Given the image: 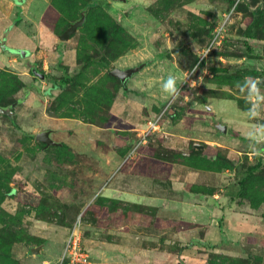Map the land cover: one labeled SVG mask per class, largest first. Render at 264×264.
<instances>
[{"label":"rangeland","instance_id":"obj_1","mask_svg":"<svg viewBox=\"0 0 264 264\" xmlns=\"http://www.w3.org/2000/svg\"><path fill=\"white\" fill-rule=\"evenodd\" d=\"M51 1L0 0V40L6 37L0 69L25 85L14 94L19 101L13 114L0 113V152L16 168V193L2 204L31 238L14 245L13 260L54 262L81 218L91 264H211L233 258L264 264V154L256 148L264 141V40H251L252 52L246 48L241 31L249 16L239 10L244 0H98L94 4L134 39L107 67L88 60L100 49L97 27L87 23L90 5L83 26L62 41L59 35L87 6L67 27H57L62 15ZM185 44L184 51L172 52ZM30 63L46 78L34 76ZM143 63L126 87L109 77L114 68ZM169 75L179 89L174 96L162 87ZM51 76L57 84L63 76L72 78V88L64 90L69 103L59 113L48 110L62 93ZM100 81L116 93L103 127L88 119L106 113L86 112L87 87ZM69 112L71 117L61 116ZM159 116V126L149 129ZM48 129L63 147L45 149L36 140L37 132ZM193 147L208 159L203 166L189 163ZM164 150L181 158L158 159ZM217 155L232 166L216 163ZM260 160L239 195L241 178ZM105 187L114 195L124 191L122 202H103L124 213L122 222L110 223L115 213L96 223L86 218ZM132 200L145 208L137 210ZM39 245L44 249L37 255L32 247Z\"/></svg>","mask_w":264,"mask_h":264},{"label":"trees","instance_id":"obj_2","mask_svg":"<svg viewBox=\"0 0 264 264\" xmlns=\"http://www.w3.org/2000/svg\"><path fill=\"white\" fill-rule=\"evenodd\" d=\"M17 3H22L24 0H15ZM163 1V0H162ZM80 5L76 0H52L51 4L54 8L59 10L62 15L57 22L58 26L67 27L71 21L77 18V12L82 10L87 5H90L88 10V20L87 23H94V28L97 27L96 33L99 32V46L100 49H97L96 55H92L88 58L91 62L98 61V63L107 67L110 60L117 59L126 53V51L133 46V37L132 35L122 26L115 18H113L109 13H107L102 7L95 5L94 2L98 0H79ZM244 10L249 16V21L246 23V26L242 29L241 34L246 39V48L249 52L253 51L251 40H264V0H250L248 3L247 0H244L239 7V10ZM89 27V25L87 26ZM12 53L19 55L20 53L14 50H11ZM109 58V59H108ZM109 77L112 80L119 81L118 78L114 77L109 73ZM49 81L53 82V87H57L62 90V93L59 94L54 101L49 105V112H60V110L69 103V99L66 97V92L64 90L72 88V78L71 77H61V83L57 84L55 77H49ZM123 85V84H122ZM69 86V88L67 87ZM71 86V87H70ZM25 85L16 77L15 73L8 72L6 69H0V108L6 110H13V105H15L19 99L14 97V94L23 89ZM65 92V93H64ZM87 96L90 97L87 103L86 112L88 114H98V112L106 113V116L99 118H90L88 121L99 126H105L110 121V109L113 103V100L116 96L114 90L109 88L106 82L100 81L97 84L87 87ZM9 108V109H8ZM3 114V113H1ZM7 114V113H6ZM61 114V113H60ZM53 115V114H52ZM64 117H71L72 114L65 113L61 114ZM34 137V135L32 136ZM59 145L51 146L52 148H61ZM257 152L259 154H264V141L256 143ZM153 149V148H152ZM158 159H168V156H171L173 159L178 157L181 158L180 153L174 152L171 150H164L163 155H157ZM216 163L222 164L224 167L232 166V161L227 157L219 156L214 157ZM189 163L199 164L203 166V161H208L204 156L203 150L200 148L193 147L191 149L190 157L188 158ZM263 164L260 160L257 164L251 166L248 170V174L242 177L240 180L241 191L239 195H243L247 189L248 180L253 175V172L256 171ZM16 174V168L11 164L8 157L0 152V264H18L17 261H14L13 256V247L16 243L21 242L22 240H30V237H27L23 233V229L17 225L18 217L9 213L3 206V201L8 197H13L16 193V187L12 184V178ZM112 201L115 203H120L123 200L114 197H108L105 195H100L97 198L96 204H90L85 211L86 218L91 219L92 222L96 223L99 218H109L115 213L114 219H110L111 224H115V219H119L122 222L121 217L122 213H117V207H109L106 209L103 202ZM134 208L141 209L145 208V204L138 202H131ZM142 204V205H141ZM254 204V202H253ZM98 206L101 208L99 209ZM120 209H127L124 206H120ZM128 211L130 208L128 207ZM38 210H43L39 207ZM135 210V211H137ZM148 210V209H147ZM141 213L146 214V210H141ZM151 214V211L149 215ZM120 215V218H119ZM119 223V222H118ZM42 240V239H35ZM10 260V261H9ZM211 264H253L251 259H223L221 262L213 261Z\"/></svg>","mask_w":264,"mask_h":264},{"label":"water","instance_id":"obj_3","mask_svg":"<svg viewBox=\"0 0 264 264\" xmlns=\"http://www.w3.org/2000/svg\"><path fill=\"white\" fill-rule=\"evenodd\" d=\"M113 1H119V2H127L128 0H113ZM89 6H87L85 9H83L81 11V17L80 19H78L77 21L71 23V25L63 32L59 35V38L62 41H67L70 39V37L76 33V31L79 29V27L83 26V24L85 23L86 20V12L88 10ZM189 45L185 44L183 45L181 48H173L172 52H182L184 51ZM19 52L21 55L25 56L26 55V51L25 50H21V51H17ZM29 67L31 68V71L33 73L34 76H38L41 79H45L46 74L43 72H40L36 66H33L32 63L28 64ZM144 67V63L135 67H128V68H114L111 71V74L114 77H117L119 79H121V81L123 82L124 87L127 86V81L128 79L137 71L141 70ZM14 107V105H13ZM0 113L3 114H8V115H12L13 114V110H6V109H2L0 108ZM218 128L225 132L227 127L226 125L220 123L218 125ZM52 133L53 130L52 129H48V130H44V131H40L38 133H36L35 138L37 141L42 142L45 144L44 148L47 149L50 146H55V145H61V142L56 141L55 139L52 138ZM43 245H39L36 247H32V252L39 255L41 253V248Z\"/></svg>","mask_w":264,"mask_h":264},{"label":"built area","instance_id":"obj_4","mask_svg":"<svg viewBox=\"0 0 264 264\" xmlns=\"http://www.w3.org/2000/svg\"><path fill=\"white\" fill-rule=\"evenodd\" d=\"M223 26L219 27L215 31V38H218L221 34ZM214 38V40H215ZM191 78L189 75L188 80ZM160 116L150 121L149 129H155L159 126ZM81 218L78 219L77 224L73 229L69 231L67 240L64 245L62 254L53 261L45 260L43 264H91V255L83 244L82 233L80 229Z\"/></svg>","mask_w":264,"mask_h":264},{"label":"clouds","instance_id":"obj_5","mask_svg":"<svg viewBox=\"0 0 264 264\" xmlns=\"http://www.w3.org/2000/svg\"><path fill=\"white\" fill-rule=\"evenodd\" d=\"M247 79L248 78H246V80ZM162 87H163V91L168 93L169 95L174 96V95H177L179 92V89L176 87V78L172 75H169L168 79L164 82ZM252 92L258 93V89L256 88L255 84H253L252 86ZM260 99L264 100V97H260Z\"/></svg>","mask_w":264,"mask_h":264},{"label":"crops","instance_id":"obj_6","mask_svg":"<svg viewBox=\"0 0 264 264\" xmlns=\"http://www.w3.org/2000/svg\"><path fill=\"white\" fill-rule=\"evenodd\" d=\"M33 64V63H32ZM53 130V129H52ZM38 133V132H37ZM36 135V134H35ZM124 193V191L122 190L121 192H119L118 193V190H117V195H114V193H113V190L111 189V188H109V187H105L104 188V194H105V196H108V197H114V198H119V199H121V196L123 195V193ZM121 193H122V195H121ZM120 194V195H119ZM123 200V199H122ZM134 200H132V202H133ZM135 202H138V203H142V202H139V201H135ZM142 204H144V203H142ZM65 245V244H64ZM44 246V245H43ZM43 246H42V248H43ZM44 249V248H43ZM63 249H64V247H63ZM44 251V250H43ZM41 252H42V250H41ZM41 254V253H40ZM62 254V253H61ZM60 254V255H61ZM59 255V256H60ZM58 259V258H57Z\"/></svg>","mask_w":264,"mask_h":264},{"label":"flooded vegetation","instance_id":"obj_7","mask_svg":"<svg viewBox=\"0 0 264 264\" xmlns=\"http://www.w3.org/2000/svg\"><path fill=\"white\" fill-rule=\"evenodd\" d=\"M5 36L2 38V40H5ZM2 40H0V42H2ZM1 46L3 47V48H6V44H4V43H2L1 44ZM33 66H35V64H33ZM30 71H31V68H30ZM40 72H43V71H41V70H39ZM31 73H32V71H31ZM44 73V72H43ZM33 74V73H32ZM38 77V76H37ZM46 78V77H45ZM128 82V81H127ZM123 83V82H122ZM124 86V85H123Z\"/></svg>","mask_w":264,"mask_h":264}]
</instances>
